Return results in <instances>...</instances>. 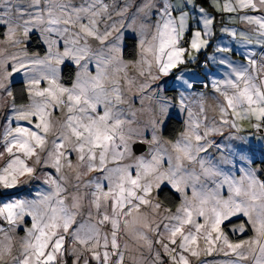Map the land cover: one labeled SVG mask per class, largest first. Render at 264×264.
I'll list each match as a JSON object with an SVG mask.
<instances>
[{
  "label": "snow or ice",
  "instance_id": "snow-or-ice-1",
  "mask_svg": "<svg viewBox=\"0 0 264 264\" xmlns=\"http://www.w3.org/2000/svg\"><path fill=\"white\" fill-rule=\"evenodd\" d=\"M213 7L248 29L222 31L260 54L250 50L239 65L217 61L226 75L212 81L210 117L203 96L184 94L192 84L182 75L175 105L160 95L164 78L214 36L215 16L201 0H0V93L11 97V78L23 73L32 97L19 107L13 100L0 132V196L31 187V198L0 200V264H264V181L250 167L249 138L239 135L246 120L264 145V0ZM36 31L43 57L26 47ZM66 61L77 69L70 87L59 78ZM171 107L187 116L175 143L160 134ZM226 131L239 150L215 142ZM138 145L146 155L135 154ZM165 189L182 196L175 212L160 200ZM240 215L256 235L233 243L225 229ZM17 229L26 233L18 249ZM213 253L234 258L200 260Z\"/></svg>",
  "mask_w": 264,
  "mask_h": 264
},
{
  "label": "rangeland",
  "instance_id": "rangeland-1",
  "mask_svg": "<svg viewBox=\"0 0 264 264\" xmlns=\"http://www.w3.org/2000/svg\"><path fill=\"white\" fill-rule=\"evenodd\" d=\"M210 3H211V6H213L214 0H211ZM205 8L208 9L209 11H211L212 14L215 16L216 23H215V27L213 28V31H214L216 42H219V46H222L221 45L222 43H220L222 38H224L225 41H228V42H230L233 39V37H231L229 34H227V33L222 31V29L224 27L234 28V29H237L238 31H245L246 27L243 24H241V27H231V26H228L226 24H223V21H222L223 17L221 15L222 13L217 12L215 8H213L211 10L208 7H205ZM134 10L135 9L133 8V11ZM192 23L194 25L195 21H193ZM194 29L195 28H191L189 30V32H187L185 34L184 39H187L186 37L188 35H190V31H192ZM32 35H37V37L40 39V45L44 48L45 54H40L38 51H35V52H31L30 51L29 46H31V44H33ZM3 39H4V37L0 38V40H3ZM149 39H150V36H149ZM185 41H187V40H185ZM228 42H226V43H228ZM185 46H187V45H185ZM26 47H27V50H28V54H37L38 53L41 57H43V56H45L47 54V45L43 42V38L40 36L38 31L30 34V40L27 41ZM8 51L9 52H13V53H19V48L18 47H12V46L9 45L8 46ZM20 54L22 55L23 53H20ZM136 59H138V56H137ZM127 61L131 62L130 60H127ZM66 65L73 66L75 68V70H77L75 65H74V63H72L70 61H66L65 65L61 66V70H60V73H59L60 81L63 84H65V83L62 80V71H63V69H64V67ZM205 65L206 64H204V65L202 64V67H205ZM192 69H194V66L193 67L192 66H189V67L186 66L184 68H181L180 70H178V69L175 70L172 76L164 78L167 81V83L162 85L164 90H163V92L160 95L162 97H166L168 100H170L172 102L173 105H175L176 102L179 99L176 101V97H174L175 96L174 91L175 90H179L180 93L184 92V88L181 86L182 85V81L177 79V77L182 75L184 77V80L189 81L193 85L194 79H192L193 78V70ZM134 71H135L134 68L128 69L127 73H128V75H132V73ZM217 73H219L220 75L216 74V76H214V78L216 80L221 78V73L218 72V71H217ZM17 82H23L26 85L28 101L26 103H23V104H16L15 103V106H17V107L24 106V105L30 104L32 102V97L29 95L28 77L24 76L23 73L14 74L12 76V78H11L10 85H9V90L12 92V96L8 97L6 94L0 93V96H3V99L0 100V132H2L4 127L6 126V121H5L6 117L11 114V108L13 106V100H14L13 91H12V84L17 83ZM73 83H75V80H74ZM45 86H47V82L46 81H42L40 87H45ZM192 88L189 89L188 92H184V94L186 96H188L189 93H191V96L189 97V99L193 100V101H194L195 96L196 97L204 96L207 92H209L208 91L209 88L207 89V91H203V90L202 91L201 90L194 91ZM206 95H208V94H206ZM215 97H216V93L213 92V94L211 95V99H212L211 102H208V103L204 102L205 105L209 109L208 114H209L210 117L216 114L215 112L212 111V109L215 107V102H216L215 101ZM140 107L141 106H140L139 103L135 104V108L136 109H140ZM193 107H194V110H195V105H193ZM57 116H58L57 113H53V118H56ZM172 117L173 118H177V119L181 120L184 123L183 131H185L187 116H186L185 113L180 112L178 110V107H171L170 108V112L168 114V119L165 121L164 128H165L168 120L170 118H172ZM12 126L14 127L15 125L13 124ZM239 126L241 128V132L239 133V135L244 136V137H248L249 140H250V143L247 145V147H249L251 149V151L248 153V155L251 158V160L253 161L250 164V167L254 168L256 170V172H257L258 178L261 181H264V145L261 144V142L259 141L258 138H253L252 137V129H251V125H250V123L248 121H246V120L239 121ZM164 128L161 130V133H160L162 137H163L162 133H163ZM148 131L150 132V129ZM181 133L179 134V136L177 137L176 140H169V139L164 138V137H163V139L165 141H170L171 143H175L180 138ZM213 139L215 140V142L217 144H221L222 143L225 146H227V148H234V149H237V150H239V147L242 144V142L239 141V140H234L233 141V140L228 139L227 131L224 133L223 136L217 135V136L213 137ZM145 146H146V150L143 153H141V154H136L135 153V154L138 155V156L139 155H146V153L148 151V146L147 145H145ZM2 150H3L2 145H0V151H2ZM222 150H226V149H222ZM212 151L214 152V154L216 156L219 155V152H216L215 149H213ZM2 166H3V164H2V162H0V167H2ZM240 166H243V165H240ZM234 174L236 175L237 178L242 175L241 172H235ZM171 191L174 192V190H171ZM30 192H31V187L30 186L29 187H22V188H18V189H14V190H8L6 195L0 196V200H8L10 198H16V197H29V198H31L30 197ZM175 194L177 196H179V198H180V203H179V205L176 208H174V209L170 208L169 206H167L165 203L162 202L165 207L171 209L173 212H175V210L183 202L181 194H179V193H175ZM223 195L227 196L228 193L225 191L223 193ZM189 196H191V191L190 190H189ZM200 219H201V222H202V218H200ZM239 219H242L243 221H240V222H237L235 224L230 225L228 227V231H226V229H225V231L227 232L228 238L233 243H239L241 240H249V239H251L252 237H254L256 235V232L253 230V228H252L250 222L248 221L247 217H245L243 215H240V216H237V217H233L231 222H233L235 220H239ZM28 222H30V223H28ZM26 224H27L28 227L31 226V219L30 218H26ZM239 224H243L244 225L245 231H243V232H233L231 229L234 226L239 225ZM4 226H6V225H4ZM25 234L26 233H25V231L23 229H17L16 233L13 234V241L12 242L15 245V248H17V249L19 248V239L21 237L25 236ZM237 236L238 237H243V238L242 239H236ZM232 237H235V238L233 239ZM233 258L234 257H226L223 254L213 253L211 256L202 255L200 257V260L224 261V260L233 259ZM69 263H71V259L69 260ZM194 264H199V262L198 261H194Z\"/></svg>",
  "mask_w": 264,
  "mask_h": 264
},
{
  "label": "crops",
  "instance_id": "crops-1",
  "mask_svg": "<svg viewBox=\"0 0 264 264\" xmlns=\"http://www.w3.org/2000/svg\"><path fill=\"white\" fill-rule=\"evenodd\" d=\"M209 2V6L213 9L214 7L211 6V0H208ZM222 21L223 24H226L228 26L231 27H241V23L237 22H231L229 20V14L227 13H222ZM202 27V26H201ZM195 30V29H194ZM192 30V31H194ZM192 31H190V35H188L185 40H190L191 39V35H192ZM245 31H248V29L246 28ZM217 37V36H216ZM228 41H225L224 38L221 39L220 43H222L221 47L223 46H227L228 48L231 49V51L226 52V53H220L217 52V47L219 46V42H216L215 39V35L212 37V39L210 40L209 46L206 49H203L200 53H193V55L196 56V60L192 61L190 63H187L185 65H181L180 68L178 70H180L181 68H184L186 66H194L193 70V78L194 82H206L209 86V92H207L206 94L208 95H204L203 99L204 102L208 103L211 102V95L214 92V89L212 88V81L216 80L214 78V76L220 75L218 72L221 73V78L223 79L224 76L226 75L225 72V68L221 67L217 61L227 57L228 60L233 61L236 65L239 64H243L246 63V57H247V53L250 50H254L256 51L258 54H260V49L258 47H256L255 45H249V46H245L243 43L237 41L236 39H232L230 42L226 43ZM225 43V44H224ZM211 57H215V59H210ZM201 62H205L206 65L205 67L200 68V65L202 64ZM182 92V91H181ZM175 96L176 97V101L179 99L180 96V91L176 90L174 91ZM195 98H197L195 96ZM194 98V100H195ZM30 223V222H28Z\"/></svg>",
  "mask_w": 264,
  "mask_h": 264
},
{
  "label": "trees",
  "instance_id": "trees-1",
  "mask_svg": "<svg viewBox=\"0 0 264 264\" xmlns=\"http://www.w3.org/2000/svg\"><path fill=\"white\" fill-rule=\"evenodd\" d=\"M201 2L203 3V6L208 7L210 10L212 9L209 7L208 0H201ZM0 32H6V29H0ZM0 38H3V35H0ZM32 41H33V44L29 46L30 51L31 52L38 51L40 54H45V50L40 45V39L37 37V35H32ZM131 43H132L131 41H128L129 45H131ZM135 51L136 50L133 47L129 46L127 48L125 59L132 61L134 58L133 54L135 53ZM136 58L137 57H135V59ZM201 63H204V62H201ZM75 76H76L75 68L73 66L66 65L62 71L63 82L67 86H71V84L75 80ZM12 91H13L14 101L16 104H23L28 101L27 88L23 82H17V83L12 84ZM183 129H184V123L181 120L172 117L168 120L163 130L162 135L164 138H167L169 140H176L179 134L183 131ZM160 199L163 203H165L167 206L173 209L176 208L180 203L179 196H177L173 191L169 189H165L164 194L160 197ZM240 221H243V220L239 219V220L230 222L228 223V227ZM228 227L226 228V231H228ZM232 238L234 239L235 237H232ZM242 238L243 237H238V236L236 237V239H242Z\"/></svg>",
  "mask_w": 264,
  "mask_h": 264
},
{
  "label": "built area",
  "instance_id": "built-area-1",
  "mask_svg": "<svg viewBox=\"0 0 264 264\" xmlns=\"http://www.w3.org/2000/svg\"><path fill=\"white\" fill-rule=\"evenodd\" d=\"M202 64L204 65L206 63L204 62ZM202 64H201V67H202ZM192 87H193L192 89L194 91H196V90L207 91V89L209 88L208 84L206 82H195V83H193Z\"/></svg>",
  "mask_w": 264,
  "mask_h": 264
},
{
  "label": "water",
  "instance_id": "water-1",
  "mask_svg": "<svg viewBox=\"0 0 264 264\" xmlns=\"http://www.w3.org/2000/svg\"><path fill=\"white\" fill-rule=\"evenodd\" d=\"M146 150V146L145 145H138L134 148V151L136 154H141Z\"/></svg>",
  "mask_w": 264,
  "mask_h": 264
},
{
  "label": "flooded vegetation",
  "instance_id": "flooded-vegetation-1",
  "mask_svg": "<svg viewBox=\"0 0 264 264\" xmlns=\"http://www.w3.org/2000/svg\"><path fill=\"white\" fill-rule=\"evenodd\" d=\"M201 66V65H200Z\"/></svg>",
  "mask_w": 264,
  "mask_h": 264
}]
</instances>
